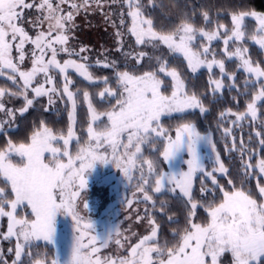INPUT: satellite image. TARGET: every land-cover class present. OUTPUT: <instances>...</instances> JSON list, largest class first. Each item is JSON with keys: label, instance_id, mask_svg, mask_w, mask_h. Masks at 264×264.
Returning <instances> with one entry per match:
<instances>
[{"label": "snow or ice", "instance_id": "obj_1", "mask_svg": "<svg viewBox=\"0 0 264 264\" xmlns=\"http://www.w3.org/2000/svg\"><path fill=\"white\" fill-rule=\"evenodd\" d=\"M125 2L129 8L127 16L131 19L128 31L137 45H151L154 49L164 45L171 52L181 53L192 73L201 67L209 70L219 67L222 79L209 80L213 94L223 89L224 78L232 80V87L237 79L235 73L226 72L224 61L217 60L210 48L223 29L224 52L229 59L238 58V70L247 73L245 88L260 85L251 93L244 112L232 113L228 109L227 114L235 115L234 125L248 117L252 121L258 118V104L264 102V66L254 63L247 55L249 49L242 45L250 39L264 49V13H232L230 34L223 24L211 31L198 29L190 22V17L181 20L172 31L165 32L156 30L141 0ZM149 3L152 4V0ZM63 5H69L71 10L65 12ZM93 7L103 11L104 0H0V76H5L16 88L13 91L0 87V112L6 117L0 119V133L6 132L17 114L23 116L38 98L47 96L49 106L65 98L71 104L66 134L55 131L41 120L25 141L15 142L9 137L0 146V217L8 220L2 238H15L16 241L15 247L8 249L14 253L11 264H223L226 254L231 256V264H264V184L260 182L264 178V154L257 159L255 150L249 149L243 138L238 146L233 136L228 150L240 153L241 168L237 173L241 178L240 186L232 178L227 180L230 189L221 185L216 173L230 176V169L221 158L213 137L202 134L195 123L187 120L174 129L163 126L162 119L173 113L186 114L192 109H199L201 113L207 111L195 92L189 94L180 71L169 68L168 61L157 56L154 57L157 65L154 70L136 75L119 71L115 61L102 64L97 60L90 64L89 58L82 55L89 51L88 48L81 47L77 51L69 46L70 39L74 38L69 34L75 27V16ZM155 7L152 4V8ZM26 10H35L39 15L28 18ZM123 16L121 13V25L125 24ZM203 16L211 23L207 12ZM247 18H255L256 22L250 36L244 23ZM25 23L31 24L36 31L34 37L23 27ZM197 34L208 41L199 49L192 46ZM116 35L120 37L121 33L117 31ZM234 42L241 46L228 52V46ZM29 43L33 45L28 53L31 68L25 70V45ZM61 55L69 58L61 61L58 59ZM128 55L140 63L148 54ZM209 55L211 60L207 59ZM97 66L113 69V77H94L90 69ZM69 70L92 85H105L98 93L82 92L89 115L87 138L83 143L75 128L77 97L81 90L73 91L74 81ZM161 74L171 77L170 94L162 90L168 85L160 79ZM112 79L116 87L111 86ZM5 96L22 98L24 107L8 108ZM96 97L99 98L97 103L107 101L110 107L98 111L93 104ZM112 100L115 103H111ZM225 114L222 112L221 118ZM223 133L227 138L232 129L224 128ZM255 135L260 137L259 144L264 150V128ZM73 140L78 145L75 154L69 147ZM249 152L252 155L245 159ZM206 160L214 165L212 170L206 167ZM97 163L113 164L129 185L135 181L133 196L142 194L143 201H151L153 207L156 201L150 191L170 193L183 203L185 224L183 228L173 229V243L161 242L160 225L153 218H148L150 231L142 236L130 229V234L125 235L117 225L103 232L96 230V222L81 214L79 202ZM182 165H186V169ZM198 174L201 178L199 193L194 188ZM252 177H256L255 193L245 188ZM216 192L221 194L219 198ZM209 195L213 196L212 200L208 199ZM125 202L129 207L133 204L127 197ZM160 203L163 212L167 202ZM83 206L89 208L87 200ZM20 209L28 211L20 215ZM200 209L207 214L203 221L198 220ZM60 216L70 217L73 222L72 239L66 246L62 244L57 227ZM143 219L136 216L137 221ZM168 221L177 223L171 216ZM40 242L55 246L56 252L51 259L47 251H33L39 249ZM2 255L0 252V257ZM0 264H7V261L0 258Z\"/></svg>", "mask_w": 264, "mask_h": 264}, {"label": "trees", "instance_id": "obj_2", "mask_svg": "<svg viewBox=\"0 0 264 264\" xmlns=\"http://www.w3.org/2000/svg\"><path fill=\"white\" fill-rule=\"evenodd\" d=\"M141 2L143 8L146 10V15L150 14L151 18L154 20L156 30L165 32L172 31L185 17H190V22L198 28L212 29L218 24L230 25L231 14L235 12H264V0H152V4H155L156 6L154 9L152 8V4L149 3V0H141ZM108 3L115 7V9L118 8L120 12H124V15L126 16L125 27L124 25H121V19L119 18L118 13L115 17H112L110 14H114L110 10L108 11V8L110 7H107V4H104L106 9L103 10L100 15L101 24L98 25L96 24L98 23L97 20L93 21V19H91L90 22H86V25L83 28V31L87 32L86 37H89V40L93 43L91 46L95 47L94 44L100 43L101 46L99 47L103 51H106L105 53L108 54L109 57L117 55L120 51H123V49L124 51L129 52L130 45L132 46V53H147L148 55L140 63H137L133 57H129V60L127 61L126 65L128 68L127 70L125 69V71H130L136 75L142 74L145 71L154 70L157 66L154 57L157 56H163L164 59L168 61L169 68H176L180 71L189 93L195 92L203 101L207 111L201 113L199 109H192L186 114L173 113L171 116L163 118L165 122L163 125L174 129L178 123L187 120L195 123L199 132H210L217 144V150L220 152L221 158L224 160L226 167L230 169V176L219 175L217 177L219 183L230 189V186L227 185V180L232 178L236 181L237 186L239 187L241 178L237 176V173L241 168V157L238 151L231 152L228 150L232 145V137H236V143L238 146L240 139L243 138L245 145H247L249 149L255 150V156L257 159L264 154V150L261 149L259 144L260 137L255 135L256 130L261 125L259 121L256 125V121L254 122L246 119L234 125L232 121L236 119L235 115L227 114L228 109H231L232 113L244 112L247 103L251 100V93H253L250 88L251 86L247 88L244 86L247 75H245L242 70H238V59L233 58L225 60L226 72L236 74L237 79L235 81V86H231L233 83L232 80L224 78L226 82L224 83L223 89L213 94V86L209 84V80H212L216 72L202 68L197 70L196 73H192L187 68V62L184 57L178 52H171L164 45H159L154 49L151 45H137L135 41H132L131 43L126 37L129 19H127V4L125 0H112ZM205 12L208 13L211 23H208L204 19L203 13ZM106 15L109 17L108 19L105 18ZM117 31L121 33L120 37L116 35ZM95 33L97 34V37ZM121 44L122 50L120 49V51H118L117 49L121 47ZM244 45L249 49L247 55L250 56L251 60L254 63L259 62L261 63V66H264V49H261L259 46L251 42H246ZM116 63L120 68L122 67L123 63L120 61H117ZM138 65L141 66V71L135 69ZM161 78L164 81V84L168 85L166 89H162L167 93L171 90V79L165 77L163 74H161ZM112 87H115V85ZM85 89L88 91H97L99 88H90L89 83H86ZM245 92H248L249 95H245ZM78 110L79 112L77 114L79 115H76V132L79 133L78 135L83 142L85 138L82 137L81 133L86 129L89 115L87 108L84 106H78ZM222 112L226 113L223 118L220 116ZM61 120L63 121L64 117H54L50 121L49 126L55 131H57L56 129L62 131L64 126L61 128L59 127L60 122H62ZM224 128L232 129V134L227 138L223 133ZM19 139L23 138L19 137ZM72 145L73 146L70 147L71 152L77 147V144L75 145L72 143ZM249 155H252V153H246L245 159H247ZM253 163H255V160H253ZM108 175V182L109 179L111 180L113 177H116L112 173ZM119 176L120 175H117V177ZM260 182L264 184V178H262ZM135 183L136 182L133 181L132 185H124L118 180L110 186L105 199L109 200L115 197V193L116 199L113 204L111 203V205H109V211L106 213L109 221L107 220V222L100 223L102 225L105 224L106 226L101 227V229L105 230L109 228V226L117 225L122 231H124L125 235L130 234L128 231L130 229L131 232L142 236L148 234L150 231L148 218H153L156 220V223L160 225L159 239L161 242L168 241L170 244L173 243V229L183 228L185 224V210L183 203L174 199L173 195L170 193L162 191L160 194H153L150 191L149 194L152 195L153 200L156 201L155 207H153L151 201H143L142 194L133 196V193L136 191ZM245 188L255 193L256 177H252L250 181L245 184ZM93 196H96L99 199V195L97 196L93 194ZM125 197L133 200L131 207L125 202ZM161 201L167 202L163 212L161 211ZM121 203L123 206H120ZM116 205H119V207ZM99 208L100 206L98 204L95 212H98ZM145 210H147V216H145ZM26 211L28 210L20 209L19 214L23 215ZM137 215L144 217L142 222L136 220ZM170 216L173 217L177 223H169L168 217ZM206 217L207 214L204 209H200L198 211V220L203 221ZM7 224V218L0 217V252L3 254L0 258L6 260L7 264H11V261L14 259V253L9 252L8 249L14 248L16 241L15 238L10 240L2 238V234L6 231ZM97 227H99V225ZM132 242L135 243V239H133ZM39 249H42V252L47 251L48 258L53 256L54 246H45L44 243L40 242ZM24 259L27 260L28 258L25 257ZM223 264H231L230 254H226L223 257Z\"/></svg>", "mask_w": 264, "mask_h": 264}, {"label": "flooded vegetation", "instance_id": "obj_3", "mask_svg": "<svg viewBox=\"0 0 264 264\" xmlns=\"http://www.w3.org/2000/svg\"><path fill=\"white\" fill-rule=\"evenodd\" d=\"M107 1L111 2L112 0H104V2H105V4H107V7H110V11L114 12L115 7L110 5ZM62 7L64 8L65 12L71 10L69 5H63ZM105 9L106 8L104 7L103 10H105ZM116 9L118 11L119 18L121 19L122 11L120 12V10L118 8H116ZM128 11H129V8L127 6L126 7V14ZM119 12H120V14H119ZM101 13H102V11L93 7V8H89L87 13H85V11L81 10L80 13L75 16V27L72 30V32L69 34L71 37H74V38L70 39L69 46L72 48H75L77 51H79V49L81 47L88 48L89 51L84 52L82 55H85L89 58L88 62L90 64H95L97 60L101 61L102 64L104 62L120 61L123 64H122V67L121 68L119 67L118 70L119 71H125V69L127 70V68H128L126 65L127 61L129 60V57H132L131 55H128V53H132V46L131 45L129 47V52L124 51V49H123V51H120L121 47H119V49H117V50L120 52L115 56L112 55L109 57L108 54L105 53L106 51H103L99 47V46H101L100 43L94 44L95 47L94 46L92 47L91 45H93V43H91V41L89 40V37H86L87 32L83 31V28L86 25V22L91 21L90 18H92L93 21L97 20L98 23H96V24H98V25L101 24L100 23ZM25 14L28 18H35L36 16L39 15V13H37L35 10H31V11L26 10ZM114 16H115V14H114ZM123 17L125 18L126 16L124 15ZM127 19H129L128 16H127ZM126 25H127V23H126ZM23 27L26 29V31L29 32V35H31L33 37L35 36L36 31L33 29L31 24L25 23L23 25ZM44 28L45 29L47 28L46 23L44 25ZM128 28H129V25H128ZM126 31H127L126 37L132 43V41H134V39H132V37L128 33V30H126ZM95 35L97 37L96 33H95ZM32 48H33V45H31L30 43L25 45L26 58H25V62L23 64V68L25 70L31 68V59H30L28 53L31 52ZM16 55H17V53L14 50L13 56L15 57ZM68 58L69 57H67L65 55H61L60 57H58V59H60L61 61H63L64 59H68ZM73 59H75V57H73ZM90 71L93 73L94 77H98V78L113 77V75H114L113 69L111 70V68H104V67H100V66L93 67L90 69ZM102 71H104V72L102 73ZM69 72H70L71 79L74 81L73 91H75L76 89L81 90L80 96L77 97V106H85V101L83 100L82 92L84 90H86L85 89L86 83H89L90 88L91 87L99 88L97 91H90L89 90L90 94H93V92L98 93L100 89L102 90L105 87V85L103 83H99L98 85H92L90 82L83 80L82 77H79L74 71L69 70ZM54 75H55V73H54ZM40 79H43V78L40 77ZM61 82H62V78L60 80H58L57 83L60 84ZM114 83H115V81L112 79L110 81L111 86H114ZM0 87L9 88L13 91H16V88L13 87L12 82L10 80H7L5 76H0ZM115 87H116V85H115ZM4 99L7 102L8 108L20 109V108L24 107V101L22 98H15V97L10 98L8 96H5ZM98 99H97V97L93 99L94 105ZM105 103H107V101ZM70 106H71V104L66 101V98H65V101H63V102L57 101V103H55L52 106L48 105V97L47 96L38 98V102H35L34 105L31 108H29L28 111L23 116H20L19 114H17L14 123L12 124L11 127L7 128L6 132L0 133V146H3L9 137L15 142L25 141V139H27V137L30 136L34 127L39 125V122L41 120L45 121L48 124V126L50 125L49 123L52 120V118H54V117L60 118V116H62V117H64V120L66 119L67 122H69L68 113L71 110ZM46 107L49 108L48 111L44 110ZM5 118L6 117H5L4 113L0 112V119H5ZM21 123H24V124L20 125ZM28 127L30 130L28 129ZM26 131H28V132H26ZM24 133H28V134L26 135ZM19 137H22L23 139H19ZM86 200L89 203L88 210H90V212L91 211L95 212V210L98 207L99 199L96 196H92V197H88Z\"/></svg>", "mask_w": 264, "mask_h": 264}, {"label": "rangeland", "instance_id": "obj_4", "mask_svg": "<svg viewBox=\"0 0 264 264\" xmlns=\"http://www.w3.org/2000/svg\"><path fill=\"white\" fill-rule=\"evenodd\" d=\"M104 4H105V2H104ZM106 7V6H105ZM110 10V8H108V11ZM115 11L114 12H112L113 14H115V15H117V13H118V11H117V9H114ZM247 12H250V11H247ZM255 12H257V13H264V12H259V11H255ZM112 17H115L114 15H112V14H110ZM90 19H92V18H90ZM123 19L125 20V18L123 17ZM125 22H126V20H125ZM244 23H245V25L247 26V28H246V31H247V33H248V35L250 36L251 34H252V30L253 29H255L256 28V22H255V18H247L245 21H244ZM128 25H129V27H130V25H131V19L129 18V23H128ZM224 25V24H223ZM228 29H229V34H230V30L232 29V21H231V24L230 25H225ZM124 27H125V25H124ZM196 27V26H195ZM217 26H215L214 28H212V29H215ZM196 28H198V27H196ZM199 29V28H198ZM212 29H205V30H208V31H211ZM83 32V31H82ZM81 33V32H80ZM128 33H129V31H128ZM130 34V33H129ZM224 35H225V33H224V30L223 29H220V37L218 38V39H216V40H213L212 42H211V44H210V48H211V50H212V52L213 53H215V56H216V59L217 60H223L224 61V63H225V60H228L229 59V57H228V55L224 52V49H225V45H224V43H223V39H224ZM130 36L132 37V39H134V41H135V37L134 36H132L131 34H130ZM246 42H251V43H254V42H252L250 39H246L245 41H244V43H246ZM244 43H243V47H246L245 45H244ZM206 44H208V41L205 39V38H202L199 34H197V36H196V39L193 41V47L195 48V49H199L202 45H206ZM255 44V43H254ZM241 45H240V43L239 42H234V43H230V45L228 46V52H232V51H234L237 47H240ZM258 46V45H257ZM247 48V47H246ZM181 54V53H180ZM182 55V54H181ZM183 56V55H182ZM211 58H212V56L211 55H209L208 57H207V59H209V60H211ZM231 59H233V58H231ZM238 59V58H237ZM238 61H239V64H240V60L238 59ZM187 62V61H186ZM207 69L208 71H214V72H216L215 73V75H214V77L212 78V80L213 79H222V77H221V74H220V70H219V67H213V69H211V70H209L207 67H201V68H199V69ZM137 71H141L142 70V68H141V66L140 65H138L136 68H135ZM198 69V70H199ZM243 71V70H242ZM104 71H102V73H103ZM244 72V71H243ZM244 74L245 75H247V73H245L244 72ZM140 75V74H139ZM170 79H171V77H169ZM160 79H162L161 78V76H160ZM226 81H225V79H223V85H224V83H225ZM114 85H116V84H114ZM259 87H260V85L259 84H257L255 87H250L251 88V90H252V92L254 93V92H256L258 89H259ZM170 92H171V90L169 91V92H167V93H165V94H170ZM189 94H191V93H189ZM111 103H115V101L114 100H112L111 101ZM97 105V106H96ZM262 105H264V102H260L259 104H258V118L255 120L256 121V125H257V123H258V121L261 123V125H260V127L256 130V132L257 131H261L262 130V128H264V106H262ZM95 106L97 107V109H98V111H104V110H106L107 108H109L110 107V104L107 102V103H103L102 105L100 104H98L97 102L95 103ZM71 107V106H70ZM83 107V106H82ZM84 107H86L87 108V103L85 102V106ZM79 112V110H78V106H77V109H76V115L78 116L79 114H77ZM246 119H249V120H251V118L250 117H248V118H246ZM246 119H244V120H246ZM259 119V120H258ZM62 121V120H61ZM254 121V122H255ZM106 122V121H105ZM233 122V121H232ZM162 123L164 124L165 122H164V120L162 119ZM22 124H24V123H21L20 125H22ZM68 125H69V122H67V120L65 119V120H63L62 122H60V124H59V127L61 128L62 126H64L63 128H62V131L66 134L67 133V128H68ZM76 125H77V118H76ZM76 125H75V128H76ZM233 125V124H232ZM66 126V127H65ZM103 125H101V127H102ZM164 126V125H163ZM165 127V126H164ZM86 128H87V126H86ZM166 128H169V127H166ZM28 129H29V127H28ZM77 129V128H76ZM171 129V128H170ZM30 130V129H29ZM57 130V132H60L58 129H56ZM26 132H28V131H26ZM205 133H207V134H210L211 135V133L210 132H205ZM205 133H202V134H205ZM24 134H28V133H24ZM23 134V135H24ZM79 133L77 132V135H78ZM81 135H82V137L83 138H85V140H86V129L84 130V132L83 133H81ZM79 136V135H78ZM26 140V139H25ZM81 142H82V139H81ZM72 143H74L75 145H76V142H75V140H73V142ZM72 143L70 144V146L69 147H72L73 145H72ZM83 143V142H82ZM77 147H78V145H76ZM77 147H76V149L74 148V150L72 151V153L73 154H75V152H76V150H77ZM149 153L146 151L145 152V155H148ZM188 157L187 156H185V160L187 159ZM205 164H206V167L208 168V170H212V168L214 167V165L210 162V161H205ZM183 167H185V169H186V165H182ZM110 173H112V174H114L116 177H113L111 180L109 179V182H108V178H109V175L108 174H110ZM117 175H120L119 177H117ZM219 175H221V174H219V173H216V176L218 177ZM113 180H114V182H113ZM119 180V182L121 183V184H124V185H129L128 183H127V181H125L124 180V178H123V176H122V174L120 173V171L113 165V164H107V165H105V164H100V163H97V166H96V168L93 170V172H92V175H91V177L89 178V184H88V187L82 192V196H81V199H80V202H79V208H80V211H81V214L82 215H84L86 218H88V219H91V220H93V221H95L96 222V227L99 225V227H97L96 228V230L97 231H101V232H103L104 230L103 229H101V227H106L105 226V224L104 225H102V224H100V223H104V222H107V220L109 221V219H107L108 217H107V214L106 213H108V211H109V205H111V203L113 204L114 203V201H115V199H116V193L114 194V196L115 197H113V198H111V199H109V200H107V199H105V196H107V192L109 191V188H110V186H112L113 185V183H115L116 181H118ZM105 183H107V184H105ZM205 183L207 184V186L208 187H211V184L208 182V181H205ZM200 187H201V178H199V174H198V178L195 180V182H194V188H195V191L197 192V193H199V190H200ZM112 188V187H111ZM95 192V193H94ZM95 194V195H99V206H100V208H99V210H98V212H90V210H88V209H85L84 208V206H83V204H84V201L88 198V197H92L93 196V194ZM220 193L219 192H216L215 193V196L217 197V198H219L220 197ZM101 198V199H100ZM197 198H199V196H197ZM208 199L209 200H212L213 199V196L212 195H209L208 196ZM122 202V201H121ZM123 203V202H122ZM122 203H121V205L120 206H123L122 205ZM116 206H118L119 207V205H116ZM98 224V225H97ZM57 227H58V230H59V232L61 233V236H62V244H64L65 246L71 241V239H72V228H73V222H72V220H71V218L70 217H64V216H60V217H58V221H57ZM109 227H111V226H109ZM6 231H7V227H6ZM5 231V232H6ZM124 232V231H123ZM125 234V233H124ZM43 243V242H42ZM33 251H39V252H41V253H43L42 252V249H33ZM55 252H56V248H55V246H54V251H53V256H54V254H55ZM52 256V257H53ZM52 257H50L49 259H51ZM27 258V257H26Z\"/></svg>", "mask_w": 264, "mask_h": 264}]
</instances>
